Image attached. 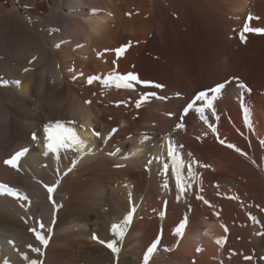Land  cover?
Wrapping results in <instances>:
<instances>
[{
  "label": "bare ground",
  "instance_id": "1",
  "mask_svg": "<svg viewBox=\"0 0 264 264\" xmlns=\"http://www.w3.org/2000/svg\"><path fill=\"white\" fill-rule=\"evenodd\" d=\"M21 3L0 8V185L25 197L0 195V264H96L113 241L120 264L157 241L148 264H264V0ZM128 73L150 83H103ZM57 121L85 143L53 144Z\"/></svg>",
  "mask_w": 264,
  "mask_h": 264
},
{
  "label": "snow or ice",
  "instance_id": "2",
  "mask_svg": "<svg viewBox=\"0 0 264 264\" xmlns=\"http://www.w3.org/2000/svg\"><path fill=\"white\" fill-rule=\"evenodd\" d=\"M96 10L93 9L92 12L94 13ZM245 30H250V31H255V32H264V29H259V28H253V29H249L247 25H245ZM52 31H57L56 29H52ZM243 39V37H242ZM56 47H60V44H56ZM116 54L117 56H119L120 54H122V52L124 51V48H120V49H116ZM27 70V69H26ZM101 79L100 77H89L88 78V83L91 84L93 82V80H99ZM133 82H139V83H150V82H141L138 81V77L135 74L132 73H128V74H113V75H109L108 77L104 78L103 83L105 84V86H112V84L114 83V86L117 88H131L133 87ZM2 83V82H0ZM13 83H15L17 86L20 85V81H13ZM156 87H161L160 85H156ZM225 87V85L223 83L217 84L214 88L210 89L209 91L212 93H220L221 90ZM239 87L244 88L245 85L244 84H240ZM202 98L207 99L206 97V93L205 92H200L197 96H196V100H201ZM215 98V97H213ZM146 99L145 96L141 97V100L137 101V107L140 106V103ZM86 104H90L91 101H85ZM205 107H212L211 104H206ZM193 108V104H188V106L184 109V112L187 113L189 111V109ZM203 118V117H202ZM245 123H248V118L247 115L245 116ZM50 127H54L55 131V135L53 136H49V139L53 141V144H60V143H64L67 144L69 142L71 143H75L76 145L82 146L85 142L83 140H81L74 131H72L69 128H66L63 124V122L57 121L55 122L54 126H50ZM181 127L180 124H177V128ZM46 133L48 132V128L45 129ZM93 135H97V133L93 132ZM35 139V136L33 137ZM221 143H223V141H221ZM53 144H48L46 145V147H48L50 150H54L53 148ZM229 148H233L234 146L229 144L228 145ZM27 151V149H23L19 152H16L10 159L5 160V164L10 165L12 167H16L17 166V160L19 157L23 156V154ZM168 156L170 159L173 160V169L172 171L176 173V186L177 189L180 192H184L186 190V188L191 187V185L189 183H187V178L185 176H183L181 173H179L177 171V167L182 166V165H177L176 164V160H175V154L173 152V150L171 148H169L168 150ZM205 167H207V165H204ZM119 167V165H118ZM164 168L167 169L168 165L165 164ZM192 175V171L191 168H188V176L190 177ZM45 187L47 188V191L49 192V200H51V193L53 191V187L52 186H47L45 185ZM5 192H7L8 195L13 196V197H18L19 199H25V197L21 196L18 192V190L12 189L7 187L6 185H0V195L4 194ZM198 199H203V197L198 196ZM205 203L207 204L208 201H205ZM131 218V213H129L128 216L125 217V223H127ZM188 222L187 216L185 217L184 220H182L179 225H177V227L174 230V233L177 235H182L184 228L186 227ZM44 225L42 223L39 224V228H43ZM118 226L117 225H113V229H117ZM30 231H32L35 236L36 239L40 241L41 244H46L47 241L44 238V236L36 231V229H30ZM118 236H122V229L120 232L117 233ZM93 239H96V237L94 236ZM11 243V241H10ZM157 242H153L152 245L150 247H148L147 251L144 254V264H148V261L151 257V255L153 254L154 250L157 249ZM31 247V246H29ZM107 247L111 249V251L114 254H118L120 249L116 246L115 242H109L107 244ZM33 251L39 252L38 248H34ZM32 264H37L36 261H33Z\"/></svg>",
  "mask_w": 264,
  "mask_h": 264
},
{
  "label": "rangeland",
  "instance_id": "3",
  "mask_svg": "<svg viewBox=\"0 0 264 264\" xmlns=\"http://www.w3.org/2000/svg\"><path fill=\"white\" fill-rule=\"evenodd\" d=\"M12 1H15L16 3H17V5L20 7V10L22 11V12H24L25 13V11H24V9H23V7H22V3H21V1L23 2L24 0H0V8L2 7V5L4 6V10H10L11 8H13V5H12ZM8 16V15H7ZM7 16L6 15H4L3 17H0V19L2 20L1 22H2V24H1V22H0V27L2 26V28H1V32H0V37H2V39H3V44H4V42H5V44L4 45H2V46H4V47H10V46H8V45H10L11 44V41L12 40H14V36H12L8 31H10V30H8L9 29V27H7L8 25H10L8 22H7V19H5V18H7ZM28 17H29V20L31 21V23H32V25L30 26L29 25V27L33 30L34 29V31L36 32V33H38L39 35H41V36H43V31L42 30H40L39 28H38V26L35 24V21H34V18H32L31 17V15H28ZM3 18V19H2ZM4 19L6 20V21H4ZM26 20V19H25ZM3 22H7V23H3ZM19 22L21 23V21H18V23H17V25L16 26H18V24H19ZM6 24V25H5ZM8 24V25H7ZM22 24V23H21ZM28 24H29V22H28ZM6 26V27H5ZM11 26V25H10ZM4 32H6L5 34H7V35H5L4 34ZM8 32V33H7ZM3 34V35H2ZM9 34V35H8ZM13 37V39H12V37ZM7 36V37H6ZM4 37H5V40H4ZM11 37V38H10ZM1 39V40H2ZM9 39V40H8ZM49 104H53V103H51V102H49ZM116 244V243H115ZM109 250V253L111 252V254H110V256H109V253L108 252H106V253H103V254H101L102 256H100L99 257V259H98V263H96V264H107V263H111V264H120V260H118V259H120V258H117V256H116V254L114 255V253L111 251V249L110 248H108ZM113 254V255H112ZM106 255V257H104ZM113 257H112V256ZM104 259V261L102 260V258ZM113 258L112 260L110 259V258ZM109 260H108V259ZM117 258V259H116ZM106 260V261H105ZM111 260V261H110ZM99 261H101L100 263H99ZM102 261L104 262V263H102ZM109 261V262H108ZM118 261V262H117ZM107 262V263H106Z\"/></svg>",
  "mask_w": 264,
  "mask_h": 264
}]
</instances>
